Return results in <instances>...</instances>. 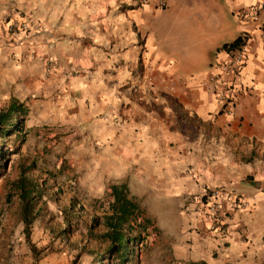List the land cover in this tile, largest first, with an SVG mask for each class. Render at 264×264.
<instances>
[{"label":"crops","instance_id":"obj_1","mask_svg":"<svg viewBox=\"0 0 264 264\" xmlns=\"http://www.w3.org/2000/svg\"><path fill=\"white\" fill-rule=\"evenodd\" d=\"M11 1L13 16L40 14L48 32L89 39L73 60L55 49L58 70L48 76L64 81L68 66L80 74L71 89L88 100L90 138L111 183H126L128 169L141 190L151 185L181 210L171 244L179 264H264V11L257 21L242 15L258 0H174L158 35L168 60L141 25L144 8L169 7L164 0L122 11H102L97 0ZM168 26L174 33L165 45ZM238 35L248 46L241 65L223 74L224 85L210 80L229 59L221 45ZM32 50L40 54L33 42L15 46L22 58ZM224 87L232 95L222 101ZM201 184L248 201L241 210L222 201V237L207 231L196 200Z\"/></svg>","mask_w":264,"mask_h":264},{"label":"rangeland","instance_id":"obj_2","mask_svg":"<svg viewBox=\"0 0 264 264\" xmlns=\"http://www.w3.org/2000/svg\"><path fill=\"white\" fill-rule=\"evenodd\" d=\"M151 1L97 0L96 4L102 11L110 6L109 10L122 11ZM164 1L169 2V7H158L161 3L157 2V7L144 8L141 25L147 33L148 43L152 41L156 45L154 53L168 60L169 54L162 48L158 35L165 29L170 13L176 7L173 6L174 0ZM13 4L11 0H0V107L16 98L26 113L21 132L23 139L11 135L1 146L6 148L8 161L5 167L0 168V205L5 181L17 175L20 163L33 165L31 174L44 184L50 194L42 206L43 215L35 221L32 229L30 240L34 252L23 240L21 224L16 223L9 237L11 249L0 250V264H69L75 250L54 237L49 227L61 226L60 207L71 202L80 206V217L86 221L92 216L102 215L111 201L108 188L111 179L104 173V154L98 153L90 138L88 100L71 89L78 87L79 82L75 83V79H79L80 74L68 66L64 71V81L48 75L58 70L55 49H66L73 60L78 49L88 47L89 39L77 38L78 35L71 31L61 34L48 32L49 25L40 14L13 16ZM12 21L18 28L9 27ZM173 33L168 26L165 45ZM17 42H33L40 54L32 50L30 58L16 56ZM36 55H41L42 60L34 58ZM80 78H84L83 84H87V76ZM124 172L128 173L125 179L128 194L138 204L143 216L149 219L145 231L141 232V236H145L138 243L137 264H179L171 244L177 233L176 217L181 210L177 212L172 201L165 199L151 185H145L141 190L133 173L128 169ZM6 221L11 225L9 219ZM89 258L81 255L79 264H88Z\"/></svg>","mask_w":264,"mask_h":264},{"label":"trees","instance_id":"obj_3","mask_svg":"<svg viewBox=\"0 0 264 264\" xmlns=\"http://www.w3.org/2000/svg\"><path fill=\"white\" fill-rule=\"evenodd\" d=\"M244 37L236 36L220 48L229 51ZM26 113L16 98L8 100L0 107V168L6 166L8 157L2 143L11 135L23 139V116ZM31 163L18 164L15 177L5 181L4 196L0 205V250L11 249L9 237L13 225L21 224L24 242L34 252L30 238L36 220L43 215V204L49 194L43 183L31 174ZM111 201L100 216H92L88 221L80 217V206L71 202L59 210L60 227H49L54 237L75 250L69 264H79L81 255L89 256L88 264H137L138 243L142 241L149 219L128 194L125 182L108 185ZM11 221V225L6 220ZM76 236V238H75ZM35 264V263H32ZM187 264H206L202 260L189 261Z\"/></svg>","mask_w":264,"mask_h":264},{"label":"built area","instance_id":"obj_4","mask_svg":"<svg viewBox=\"0 0 264 264\" xmlns=\"http://www.w3.org/2000/svg\"><path fill=\"white\" fill-rule=\"evenodd\" d=\"M264 11V0H258L251 5L247 11L242 15L248 16L251 20L257 21L260 13ZM9 27L16 28L17 24L12 21ZM18 28V27H17ZM260 37L264 40V29H260ZM248 46L246 38L235 45L228 51L229 59L226 63L221 64L217 71L210 75V80L223 84V74L230 73L233 69L238 68L245 55L247 54ZM232 95L231 89L224 87L222 93L218 96L219 100H226ZM201 194L196 198L200 204V212L207 222V231L217 236H224L227 233V228L224 222L222 201L226 200L229 206L234 210L246 209L248 207V201L239 194L234 193L229 188L208 186L205 184L200 185Z\"/></svg>","mask_w":264,"mask_h":264}]
</instances>
